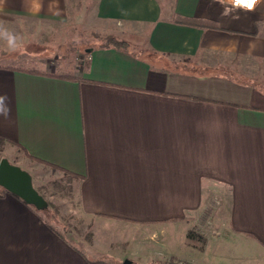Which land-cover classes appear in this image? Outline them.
I'll list each match as a JSON object with an SVG mask.
<instances>
[{"label": "crops", "instance_id": "0c3cea01", "mask_svg": "<svg viewBox=\"0 0 264 264\" xmlns=\"http://www.w3.org/2000/svg\"><path fill=\"white\" fill-rule=\"evenodd\" d=\"M224 7L0 0L7 26L83 21L92 12L113 25L98 36L129 43L94 45L80 63L58 59L39 72L0 63V95L12 109L9 119L0 117V135L75 175L84 214L145 227L164 259L264 264V3L228 15ZM206 211L218 215L204 244H191L188 232ZM45 213L11 193L0 196V264H100L103 243L102 256L82 251Z\"/></svg>", "mask_w": 264, "mask_h": 264}, {"label": "rangeland", "instance_id": "374dc122", "mask_svg": "<svg viewBox=\"0 0 264 264\" xmlns=\"http://www.w3.org/2000/svg\"><path fill=\"white\" fill-rule=\"evenodd\" d=\"M87 15V19L83 21H9L8 27L21 34L23 42L16 53L2 49L0 63L29 66L36 70L45 66L51 69L54 67L51 63L57 65L58 59L68 64L72 58H75L76 62L80 63L81 59L86 57L88 48L101 45L110 38L98 36L99 32H102V29L113 28L111 23L98 20L92 12ZM3 157L14 164L32 169L34 186L48 201L46 218L82 251L94 257L102 256L101 243H103L104 259L101 258L99 261H104L106 264H124L126 260L129 261L128 264H156V261L165 260V257L160 254V251H163L164 255H167L165 248L157 241L158 237L146 234L145 227H139V225L134 229L133 225L129 224L108 225L84 214L80 205L75 175L39 161L19 146L0 139V160ZM218 203H220L219 198L215 200V204ZM215 215L218 213L206 211L203 216L201 214V218L196 220V226L191 230H194L195 234H200L205 241L204 236L208 234ZM133 234H136V237L128 243L129 236L132 238ZM203 240L196 237L189 238L191 244H204ZM148 249L153 253L144 254ZM182 255L186 256V254H180L179 257L182 258ZM179 264L188 263L180 262Z\"/></svg>", "mask_w": 264, "mask_h": 264}, {"label": "water", "instance_id": "95a60500", "mask_svg": "<svg viewBox=\"0 0 264 264\" xmlns=\"http://www.w3.org/2000/svg\"><path fill=\"white\" fill-rule=\"evenodd\" d=\"M0 186L38 210L48 207V201L34 186L31 173L6 157L0 160ZM128 262L126 260L124 264Z\"/></svg>", "mask_w": 264, "mask_h": 264}, {"label": "clouds", "instance_id": "9594fccd", "mask_svg": "<svg viewBox=\"0 0 264 264\" xmlns=\"http://www.w3.org/2000/svg\"><path fill=\"white\" fill-rule=\"evenodd\" d=\"M215 3L225 5L222 14L228 15L238 11L254 12L258 5L264 3V0H209L210 5ZM234 18L238 19L239 17L236 16ZM22 42V35L8 27L5 21L0 20V43H2L10 53H16L20 50ZM11 111L12 109L8 96L6 94L0 95V117L6 120L9 119Z\"/></svg>", "mask_w": 264, "mask_h": 264}, {"label": "trees", "instance_id": "16d2710c", "mask_svg": "<svg viewBox=\"0 0 264 264\" xmlns=\"http://www.w3.org/2000/svg\"><path fill=\"white\" fill-rule=\"evenodd\" d=\"M100 46H105V47H107V46H116V47H119V48L129 49V44L126 41L119 40V39H116L114 37H110L107 42L101 44ZM32 71L39 72L38 70H32ZM0 139L5 140V138L3 136H1V135H0ZM1 188L2 189L0 190V196H3L6 193H9L5 188H3V187H1ZM41 211L46 212V209L41 210ZM193 237H196V238H199L200 240H203V237L200 234H195L194 230H190L188 232V238H193ZM180 262H182V261L178 257H176V256H170L169 258H167V259H165L163 261L160 260V261H156L155 263L156 264H179ZM99 263L100 264H106V262H104V261H99Z\"/></svg>", "mask_w": 264, "mask_h": 264}]
</instances>
